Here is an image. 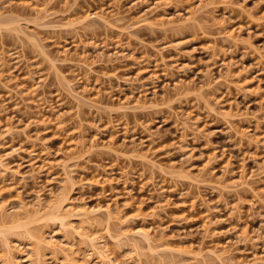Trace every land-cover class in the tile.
<instances>
[{
  "label": "rangeland",
  "instance_id": "374dc122",
  "mask_svg": "<svg viewBox=\"0 0 264 264\" xmlns=\"http://www.w3.org/2000/svg\"><path fill=\"white\" fill-rule=\"evenodd\" d=\"M47 1L0 0V17L10 19L6 24L0 23V56L5 57L4 67L0 65V80L10 87L0 81V158L3 161L0 164V205L7 207L6 213L25 218V212L34 213L40 208L46 212L66 190L73 202L68 208L100 209L98 223L84 225V229L79 224L80 217L74 216L72 210L69 218L78 230L99 237L98 242L108 248L114 264H250L254 258L263 259L264 173L255 177L251 190L241 187L237 191L240 186L236 182L241 179V169L244 168L245 172H242L249 177L264 167V0H223L224 4H218L219 7L209 5L194 15L189 11L196 10L201 2L205 5L214 0ZM41 4L50 10L45 13ZM38 7L44 9L40 13L47 16L51 12L50 15L43 16ZM94 12L102 18L90 17L79 25L85 15ZM223 33H234L235 37H241L242 43L228 46L230 43L226 42ZM27 36L32 37L30 41ZM76 36L86 42L96 40L99 47L85 53L74 45V41H80ZM35 39L40 44L32 42ZM39 45L53 53L58 66H62L70 78H75L76 71L68 61L71 56L82 60L86 54L88 61H98L94 64L95 72L89 76L90 81L81 80L86 76L84 71L80 72L81 78L75 88L91 99L88 101H101L96 105L102 107L101 111L91 110L85 104L77 107L78 102L67 94L64 82L56 74L57 69L51 68L50 62L39 55ZM66 48L68 55L63 52ZM103 50L106 56L100 58ZM12 51L23 53L28 59L12 60V56L9 57ZM65 57L69 59L66 61ZM99 59L105 60L100 62ZM35 61L37 66L33 64ZM168 65H174V68L170 69ZM31 69L37 70L36 75ZM228 71L232 82L229 89L226 86L229 82L223 78ZM29 74L33 79H26ZM136 76L140 79L135 82ZM211 76L221 81L214 84L216 79ZM208 80L215 81L213 88L217 91L200 90L201 85L210 82ZM33 84L39 86L36 96L37 90H34L38 87ZM214 91L213 97L209 94L211 105L219 100L217 102L222 104L214 105H218L217 110L242 114L239 115L242 119L233 114L238 119L233 117V121L232 118L228 121L227 118V122L221 114L210 111V105H206L200 94ZM99 95L102 96L100 101ZM139 95L140 101L144 99L146 108L150 109L142 107L141 110L118 113L116 107L118 109L125 99H133L130 105H135ZM42 99H45L43 104H48L43 105ZM153 102L158 106L155 107ZM148 103L154 108L147 107ZM50 104L53 111L48 108ZM182 104L185 105L182 118L190 111L191 121L199 118L198 128L202 131L199 134L182 133L179 122L174 121L172 111H180ZM109 108L116 112L112 113V109L107 112ZM58 115L63 116L64 121ZM62 124L66 125L64 129H61ZM96 128L100 131L97 140L93 139L98 135ZM240 133H246L248 140L250 137L258 139L259 144L255 140V144L246 138L241 140ZM184 134L187 136L183 137ZM77 140L83 141L84 146L77 143L80 146L77 147ZM91 143L96 144L93 150ZM110 143L114 145L112 148L119 149L118 152L121 150V154L153 153L152 159H157L155 162L159 167L155 169L148 162L144 165L142 160L129 158L130 154L127 159L120 153L115 154V150H112L115 153L109 152L106 146ZM133 148H137V152ZM65 156L76 159L68 157L71 158L68 160ZM65 160L71 163L68 170L72 169L70 175L74 184L72 188L66 187L70 191L65 188L69 184H64L67 181L61 167ZM5 164L8 166L6 171L2 169ZM161 166L164 172L158 169ZM256 193L258 196L253 195ZM22 208L27 211L23 212ZM108 211L113 217H119V220L114 217L109 221L111 233L105 219ZM117 220L130 225L131 237L126 238L128 242H137L138 248L133 250L126 238L114 242L124 229L120 225L122 222L118 224ZM34 222H26L9 233H0V250L4 242H9L11 246L15 245L13 249L20 247L27 253L26 231L36 234L35 231L41 229L44 237H53L78 261L88 260V242L76 232L64 233L65 229L56 220L47 221V224ZM206 224L214 228L211 227L212 233L204 229ZM139 229L147 231L154 241L168 242L180 252H151L141 237L135 235L134 231ZM210 248L218 257L206 255ZM201 251L207 257L195 258L194 255L200 256ZM49 253L45 251L47 264H55ZM19 259L22 264H27ZM56 260L65 264L62 253L57 254Z\"/></svg>",
  "mask_w": 264,
  "mask_h": 264
},
{
  "label": "bare ground",
  "instance_id": "6f19581e",
  "mask_svg": "<svg viewBox=\"0 0 264 264\" xmlns=\"http://www.w3.org/2000/svg\"><path fill=\"white\" fill-rule=\"evenodd\" d=\"M225 1V0H224ZM223 0L222 1H217V0H214V1H211V3L209 2V3H207L206 2V4L204 5V4H202V2L200 3V6H198V7H196V10L195 9H193V11H189V13L191 12V14L193 13V15H194V13L197 11H199V10H204V7H207V6H209V5H214V6H216V5H220V3H223L224 2ZM228 1V0H227ZM52 2V1H51ZM50 2V3H51ZM134 2V1H133ZM139 3H140V1H138ZM144 2V1H143ZM146 2H148V1H146ZM47 3H49V0L47 1ZM47 3H45V5L47 6V8H48V4ZM135 3H137L136 1H135ZM145 3V2H144ZM230 3V2H229ZM44 4V3H43ZM216 4V5H215ZM224 4V3H223ZM42 5V4H41ZM45 5H42V7H44L45 8V10L41 7V8H39L38 7V9H40V11L38 10V9H36V10H38L39 11V13L42 11L41 9H43L44 11H45V13H46V10L48 11V10H50V9H47L46 7H45ZM146 5H148V4H146ZM145 5V6H146ZM219 5L217 6V7H219ZM225 5H227V4H225ZM224 5V6H225ZM155 6V5H154ZM214 6H213V8H214ZM36 7V6H35ZM146 7H149V5L148 6H146ZM151 7V6H150ZM149 7V8H150ZM210 7V6H209ZM208 7V8H209ZM155 9H158V6H157V8L156 7H154ZM216 8V7H215ZM227 8V7H226ZM152 9V8H151ZM155 9H152V10H155ZM218 9V8H217ZM210 10V9H209ZM213 10H215V9H213ZM205 11H206V9H205ZM43 12V11H42ZM153 12V11H152ZM51 13V12H50ZM50 13H47V16L46 15H43L44 13H40V14H42L43 16H45V17H48L49 15H50ZM95 14H88V15H85V18H83V20H80V22H78L79 23V25L81 24V23H85V21H88L89 20V18L90 17H96V18H102V16L101 15H99V14H96V12H94ZM188 13V14H189ZM196 14V13H195ZM104 15V14H103ZM192 15V16H193ZM198 15V14H197ZM200 15V14H199ZM87 16V17H86ZM189 16V18L190 17H192V16H190V15H188ZM194 17V16H193ZM9 17H3V18H1L0 17V23H2V24H6L8 21H10V19H8ZM188 18V19H189ZM188 19H186V20H188ZM195 19V18H194ZM14 20V19H13ZM191 20H193V19H191ZM6 22V23H5ZM13 22H15V21H13ZM12 23V22H11ZM77 23V24H78ZM9 24V23H8ZM73 25H75V24H73ZM82 25H84V24H82ZM75 27H77V26H75ZM80 27V26H79ZM78 30V29H77ZM26 34V33H25ZM239 34V33H238ZM26 36V35H25ZM222 36V35H221ZM223 36H224V39L226 40V42H228V43H230L228 46H231V44H233L234 46L235 45H239L238 43H242V40L240 41V39L239 38H241V37H235L234 36V33H223ZM222 36V37H223ZM238 36V35H237ZM240 36V35H239ZM28 37V36H27ZM72 37H74V36H72ZM71 37V38H72ZM76 37H78V36H76ZM81 36H79L77 39H79ZM29 38H32V37H28L27 39L30 41V39ZM36 40V39H35ZM35 40H32V42H34V43H38V44H40V41H38V40H36V42H35ZM71 40V39H70ZM214 41V40H213ZM37 44V45H38ZM74 45L77 47V49H79V48H82L83 50H84V52L86 53V51L88 50V49H90V48H97V47H99V43H97V41L95 40V41H93V40H91V42H89V41H84V40H82L81 38H80V41H74ZM107 45V44H106ZM39 46H41V49H38L37 51L39 52V50H40V52L39 53H41V54H39V55H43L42 57H43V60H47V62L49 61L50 62V65L52 66L51 68H55V69H57L56 71H57V75L60 77V79L64 82V84H65V86H66V89L65 88H63V89H65L66 90V92H68L67 94H69V95H71L73 98V100H75V102H78V105H77V107L78 106H80V105H82V104H85V105H89L90 107H91V110H92V108H95L96 110L97 109H99V111H101L100 109H102V107L101 106H96V105H98V104H100V97H102V96H100L99 95V99H98V101H100L99 103H97V100H92V102L91 101H88V100H91V99H88V97L86 98L85 97V95H83V93H80L76 88H75V86L77 85V82H79V79L81 78V76L79 75V74H81L83 71L85 72V78H81V80L82 79H84V80H89L90 79V74L92 73V72H95V69H94V64L95 63H98V61H88V59H89V57H88V55H86V54H84L82 57V60H76V59H73V57L71 56V58L68 60L66 57H65V59H66V61L68 60L70 63H71V65L73 66V67H75L73 70L75 71L74 73V75H75V78H70V77H67L68 75H66L64 72H63V70H62V66H58V59H56L54 56H53V53H51L50 51H48L47 49H45L44 47H42V45H39ZM165 46V45H164ZM36 47V46H35ZM105 47V46H104ZM44 48V49H43ZM68 49H69V47H67ZM67 48L66 49H64L65 51H63L66 55H68L69 54V51L67 50ZM163 48H165V47H163ZM232 48V47H231ZM105 49H106V47H105ZM104 49V50H105ZM122 49H124V48H122ZM104 50L103 51H101V54H102V56H100V58L101 57H104L105 58V52H104ZM123 51H125V50H123ZM159 51H161V50H159ZM14 51H12V52H10V54H9V57H11L10 59H15V58H17L16 60H17V62L19 61V60H24L25 61V59H28L27 57H25L24 55H23V53H20V52H18V51H16V52H14ZM162 52V51H161ZM63 53V54H64ZM76 53V52H75ZM14 54H15V56H14ZM163 54V53H162ZM55 55V54H54ZM65 56V55H64ZM75 56V55H74ZM68 57H70V56H68ZM5 57L2 55V56H0V63H3V66H2V64H0L1 65V67L3 68L4 67V59ZM45 58V59H44ZM164 57H162V59H163ZM167 59V58H166ZM2 60H3V62H2ZM11 60V61H12ZM16 60H15V62H16ZM103 60H105V59H99V61L101 62H104ZM26 61H28V60H26ZM165 61V60H164ZM23 62V61H22ZM161 62L164 64V62L161 60ZM174 62V61H173ZM33 63V62H32ZM36 63V66H37V62L35 61L33 64H35ZM106 63V62H105ZM166 63V62H165ZM168 63V62H167ZM28 64H29V62H28ZM31 64V63H30ZM67 64V63H66ZM100 64V63H99ZM98 64V65H99ZM222 64H225L223 61H222ZM49 65V64H48ZM49 65V66H50ZM28 66H30V65H28ZM169 66V65H168ZM9 67V66H8ZM59 67V68H58ZM174 68V65L172 66H169V68L171 69V68ZM12 68V67H11ZM11 68L9 67L8 69L9 70H11ZM31 68V67H30ZM33 68V67H32ZM36 68V67H35ZM5 69V68H4ZM166 69H168V68H164V71H167ZM32 70V73H36L37 72V70L35 71V72H33V70L34 69H31ZM30 71V70H29ZM38 71H40V69L38 70ZM52 71H54V70H52ZM168 71H169V69H168ZM173 71V70H172ZM11 72V71H10ZM81 72V73H80ZM169 72H171V70L169 71ZM29 73H31V72H29ZM210 73V72H209ZM55 74V73H54ZM55 74V75H56ZM103 74H107V73H103ZM166 74H168V76L169 75H173V74H169V73H166ZM36 75V74H35ZM35 75H33V76H35ZM56 75V76H57ZM108 75V74H107ZM41 76V75H40ZM72 76V75H71ZM90 76V77H89ZM105 76V75H104ZM213 76V75H212ZM210 77V78H214V77ZM29 77H30V74H29ZM26 78V79H33L32 77H30V78ZM108 77V76H107ZM137 78H135L134 77V79H135V82L136 81H138L139 79H140V77L139 76H136ZM139 77V78H138ZM226 77V78H225ZM228 77H231V73L228 71L227 72V74H225V76L223 77V78H225V80L227 81V82H229V83H227V88L229 89L230 88V86L231 85H229L230 84V80H229V78ZM239 77V76H238ZM3 78V77H2ZM40 78H42L43 79V77L41 76ZM39 78V79H40ZM45 78H47L46 77V75H45ZM209 78V79H210ZM220 78V77H219ZM41 79V80H42ZM59 79V78H58ZM112 79V78H111ZM116 79V78H115ZM126 79V78H125ZM132 79V78H131ZM133 79V80H134ZM171 79V78H170ZM214 79H216V78H214ZM237 79H239V78H237ZM41 80L39 81V83H41ZM43 80H45V79H43ZM127 80L129 81V82H131L132 80H129V77L127 78ZM127 80H125V81H127ZM219 80L221 81V79H218V81H217V79H216V82L214 83V82H212L211 80H208V81H210V82H208V81H206V82H208L207 84H203V86L201 85V87H199L200 88V90L201 91H203L204 90V88L205 89H210V90H212V89H216V88H213V83L214 84H216L217 82H219ZM1 81V80H0ZM31 81V80H30ZM46 81V80H45ZM90 81V80H89ZM180 81H182V80H180ZM224 81V80H223ZM222 81V83H224ZM225 81V82H226ZM2 82V84H3V82L4 81H1ZM31 82H34V80H32ZM38 82V81H37ZM44 82V81H43ZM63 82H61V83H63ZM81 82V81H80ZM179 82V81H178ZM178 82H176V83H178ZM6 82H4V84H5ZM39 83H37V85L39 84ZM127 83V82H126ZM183 83V82H182ZM182 83H179V84H181L180 86H182ZM221 83V82H220ZM232 83V82H231ZM34 84H35V82H34ZM33 84V85H34ZM134 84V83H133ZM178 84V85H179ZM224 84H226V83H224ZM37 85H34L35 86V88H37V89H35L34 91H36L37 90V92H34V94H32L31 93V95H34V96H36V95H38V89H39V86H37ZM132 85V84H131ZM178 85H176V86H178ZM188 85H190V84H188ZM191 85H194V84H191ZM233 85V84H232ZM5 86H7V87H9V84L7 83V85L5 84ZM5 86H3V87H5ZM140 86H142V85H140ZM215 86V85H214ZM233 86H237L236 84L235 85H233ZM41 87V86H40ZM62 87H64V86H62ZM239 88H240V86H238ZM10 88V87H9ZM12 88V87H11ZM87 88V87H86ZM86 88H84V90L83 91H85V89ZM178 88V87H177ZM185 88H187V87H185ZM189 88V87H188ZM243 88V87H242ZM5 89V88H4ZM14 89H16V88H14ZM88 89V88H87ZM90 89V88H89ZM181 89H182V87H181ZM238 89V88H237ZM10 90V89H9ZM8 90V91H9ZM20 90V89H19ZM33 90V89H32ZM134 90V89H133ZM178 90V89H177ZM242 90V89H241ZM240 90V91H241ZM16 91H18L17 89H16ZM89 91V90H88ZM87 91V92H88ZM98 91H100V90H98ZM144 90H142V92H143ZM215 91H217V90H215ZM215 91H214V93H210V92H206V93H208V94H200V98H202V100L203 101H205L206 102V105H210L209 107H208V109L210 110V111H212L213 113L214 112H216L219 116H220V114L222 115L221 117H223V118H225V120L227 121V118H229L228 119V121L229 120H231V118H232V120L231 121H233V117L235 116V115H233V114H236V113H230V111H228L227 113H226V111L223 113L222 111H220L219 109V111L217 110V106H214V105H216L215 103H219L220 101L219 100H216V102L214 103V102H212V103H214V105L212 106L211 105V100H212V98L211 97H209V94L211 95H213V94H215ZM240 91H238V92H240ZM12 92H13V90H12ZM86 92V91H85ZM134 92V91H133ZM212 92V91H211ZM11 93V92H10ZM9 93V94H10ZM16 93V92H15ZM21 94H22V92H20ZM99 93V92H98ZM11 95V94H10ZM13 95H14V93H13ZM12 95V96H13ZM58 95H60V94H58ZM141 95H143V94H141ZM145 95V94H144ZM211 95V96H212ZM19 96V94L17 95V97ZM70 96V97H71ZM207 96V97H206ZM214 96V95H213ZM212 96V97H213ZM23 97V96H22ZM97 97H98V95H97ZM129 97H131V96H129ZM142 97V96H141ZM146 97V96H145ZM42 98H45V97H42ZM131 98H133V95H132V97ZM97 99V98H96ZM214 99H216V98H214ZM35 100H37V99H35ZM34 100V101H35ZM44 100L45 99H42V101L41 100H39V102L41 101V103L42 102H44ZM128 100V101H127ZM131 100L132 101H134L133 99H125L124 100V102H127L126 104H121L120 106H119V110L117 109V107H116V110L117 111H119L118 113H120V111H123V112H128L129 110H132V111H137V110H141V108L143 107V109L145 110V109H150V108H146V104H147V102H145V100L143 99L142 100V102L140 101L141 100V98H140V95H139V98H138V100L136 99V101H135V105L133 104V105H130V102H131ZM33 101V102H34ZM38 101V100H37ZM46 101H49L48 99L46 100ZM94 101H95V105L93 104L94 103ZM148 101V100H147ZM215 101V100H214ZM217 101H219V102H217ZM92 104H91V103ZM143 102H144V104H143ZM204 102V103H205ZM37 103V102H36ZM146 103V104H145ZM151 103V102H150ZM38 104V103H37ZM43 104V103H42ZM48 103H46V104H43V105H47ZM152 104H154V102L152 103ZM150 105L149 103H148V106L147 107H153V105ZM159 104V103H158ZM161 105H162V103H160ZM219 104H222V103H219ZM41 105V104H40ZM50 106V107H49ZM48 106V108H50L51 110H52V106H51V104ZM88 106V107H89ZM94 106H96V107H94ZM118 106V105H117ZM154 106L156 107V106H158V105H156V104H154ZM160 106V105H159ZM80 107H82V106H80ZM79 107V108H80ZM90 107H89V109H90ZM101 107V108H100ZM151 107V108H152ZM170 107V106H169ZM78 108V109H79ZM154 108V107H153ZM170 108H172V107H170ZM180 111H177V110H175V111H172V114L174 115V117H175V122H179V124L178 125H180V127H178V128H181L183 131H181L182 133H187V135H189V133H191L192 135L193 134H199L198 132H202L201 130H200V128H198V122H199V118H197V120H195V121H191V111L190 112H188V114L186 115V116H184L183 118H182V114H181V112H183V110L185 109V105H181L180 106ZM220 108V107H219ZM110 109H114V108H109V110ZM168 109V108H167ZM112 110H110V111H107V112H112ZM174 110V109H173ZM222 110V109H221ZM53 111V110H52ZM55 111V110H54ZM98 111V110H97ZM98 111V112H99ZM114 112H112V113H115L116 111L115 110H113ZM169 111V110H168ZM209 111V112H210ZM211 112V113H212ZM232 112V111H231ZM111 114V113H110ZM109 113H108V115H110ZM215 114V113H214ZM216 114V115H217ZM60 115H62V114H60ZM240 114H236V116L237 117H239V119H242V118H240V116L242 115H240ZM59 116V115H58ZM61 117H63V116H59L58 118L59 119H61V121L64 119V117H63V119L61 118ZM108 117V116H107ZM110 117V116H109ZM173 117V116H172ZM237 117H234V118H237ZM111 118V117H110ZM58 119V120H59ZM238 119V118H237ZM109 120H111V119H109ZM60 121V120H59ZM64 121V120H63ZM99 121V120H98ZM227 121V122H228ZM59 122H57V124H58ZM61 123H63L64 124V122H61ZM61 123H59V124H61ZM229 123H232V122H229ZM62 124V126H61V129H64L63 128V125ZM177 125V126H178ZM66 126V125H65ZM64 126V127H65ZM98 125H96V127H97ZM127 126V125H126ZM60 127V126H59ZM101 127V126H100ZM100 127L98 128V129H100ZM97 129V128H96ZM95 129V130H96ZM98 129L96 130L97 132H96V134H98L97 136H95L93 139H96L97 140V137H99V132H98ZM108 129V128H107ZM144 129V128H143ZM9 130H10V128H9ZM11 131H12V129H11ZM11 131H8L10 134H12L11 133ZM144 131V130H143ZM237 132V131H236ZM201 134V133H200ZM185 135V134H184ZM187 135H185V136H183V137H186ZM86 136V135H85ZM194 136V135H193ZM240 137L239 138H241V140H243V139H247V135H246V133H240V135H239ZM81 139V138H80ZM185 139V138H184ZM257 139V138H256ZM84 141H85V139H83ZM110 140V139H109ZM186 140V139H185ZM248 140V139H247ZM255 140V139H254ZM254 140H252V138L250 137L249 138V140L248 141H250L249 143H251V141H252V143H254L253 141ZM77 141H79V140H77ZM93 141V140H92ZM93 142H95V140L93 141ZM113 142V141H112ZM259 141H258V139L257 140H255V143H258ZM79 144V143H82V146H84V144H83V141L82 142H76V144ZM86 143V142H85ZM98 143V142H97ZM114 143V142H113ZM251 143V144H252ZM254 143V144H255ZM78 144H77V147H80V146H78ZM112 143H110V145H111ZM141 144H143V143H141ZM259 144V143H258ZM80 145V144H79ZM86 145V144H85ZM108 145V146H106V147H109V148H107V151H109V152H114V151H112V150H115L114 148H116V147H113L112 148V146H114V145ZM14 146V145H13ZM82 146H81V148H82ZM91 146H92V148H91ZM91 146L89 147V148H91V150H93V148L94 147H96V144H93L92 145V143H91ZM123 147V146H122ZM137 147V146H136ZM13 148V147H12ZM16 148V147H15ZM81 148H79V149H81ZM17 149V148H16ZM16 149H13V150H15L16 151ZM45 149V148H44ZM83 149V148H82ZM87 149H88V147H87ZM87 149H85L84 151L87 153V154H89V152H87ZM121 149V148H120ZM12 150V151H13ZM18 150V149H17ZM32 150H34V149H32ZM31 150V151H32ZM91 150H89L90 152H92ZM95 150V149H94ZM111 150V151H110ZM117 150H119V149H117ZM117 150H115V151H117ZM123 150V149H122ZM133 150H135V152H137L136 150H138L137 148H133ZM15 151H13V152H15ZM19 151V150H18ZM45 151H46V149H45ZM71 151V150H70ZM79 151V150H78ZM121 151V150H120ZM120 151L118 152L117 151V153H115V154H117V155H119V153H120ZM132 151V150H131ZM49 151H47L46 153H48ZM77 152V151H76ZM81 152H82V150H81ZM85 152H82V154L83 153H85ZM94 152V151H93ZM124 152V151H123ZM126 152V151H125ZM149 152V151H148ZM17 153V152H16ZM45 153V154H46ZM68 153H69V151H68ZM127 153V152H126ZM134 153V152H133ZM132 153V154H133ZM67 154V153H66ZM130 153L128 152V155H129ZM132 154H130L129 156L128 155H126L125 153H120V155L121 156H123V157H125V158H127V156L129 157V158H133V159H139L140 161L142 160V162L141 163H144V162H148V163H150L154 168L156 167L157 168V164H156V162H155V160H157V159H152L153 158V153H140V152H137V154L136 153H134V155H132ZM150 154H151V156H150ZM153 154V155H152ZM48 155H50V154H48ZM67 155H69V154H67ZM72 155V154H71ZM86 155V154H85ZM77 156V155H76ZM79 156H80V154H79ZM82 156V155H81ZM84 156V155H83ZM68 160L69 159H71V158H68V157H72V158H74V159H76L75 158V156H65ZM118 157H120V156H118ZM154 157H157V156H154ZM77 158H79V157H77ZM128 159V158H127ZM136 159V160H137ZM130 160H132V159H130ZM2 161V159L0 158V164L2 165L3 163V161ZM70 162V161H69ZM69 162H67V160H65V161H62V163H61V167H63L62 169H64V173H65V181H67V183H64V184H69V186H66L65 185V188L66 187H73L72 186V184H74L72 181V178H71V173H72V169H70V171L68 170V167L70 166V164H69ZM158 162V161H157ZM4 163H6V162H4ZM160 163V162H159ZM144 165H146V163H144ZM149 165V164H148ZM7 165L5 164V165H3V168L2 169H4V171H6V169H7V167H6ZM150 166V165H149ZM151 166V167H152ZM159 167V166H158ZM155 168V169H156ZM264 168V167H263ZM263 168H260V169H262L260 172H255L254 174H250V175H248L249 177H247L246 175V173H243V172H245L244 171V168L243 169H241L242 171H241V179L238 181V182H236V183H238L237 184V186H240V187H237V188H240V189H237L236 187H234V186H236V185H233V184H231V186H233L234 188H236V190L238 191V190H241L242 188H246L247 190H251V189H253L254 188V184H255V177L256 176H259L260 174H263L264 173V169ZM9 169V168H8ZM155 169H154V171H155ZM158 169H160V172H164V168L161 166V168H158ZM157 169V170H158ZM161 169H162V171H161ZM152 170H153V168H152ZM259 171V170H258ZM156 172V171H155ZM168 172V171H167ZM166 173V172H165ZM172 173V172H171ZM153 174V173H152ZM151 174V176H153ZM167 174V173H166ZM168 174H170V173H168ZM229 186V185H228ZM242 187V188H241ZM62 188H64L63 186H62ZM232 188V187H231ZM67 189V188H66ZM68 190V189H67ZM63 191H65V192H63ZM62 192V194H60V197L56 200V202L53 204V206L48 210V211H44V212H42L43 210H42V208H40V209H36L35 210V212L34 213H28V212H25L26 214H24V215H26V217L25 218H19V217H15L16 215L13 213L12 215H15V216H10L8 213H6L7 212V207L5 206H3V205H0V233L1 234H4V233H6V231H8L7 233H9L10 231L9 230H13V229H16V228H19V227H21L23 224H25L26 222L28 223V222H30V221H35L37 224H39V223H42V221H44L45 223H43V224H47V221H51V220H56V221H58L59 222V224H60V226L62 227V228H64L65 229V231H64V233H67V234H72V233H77L78 235H80V237H82L83 238V240L84 241H87L88 243V246H87V248H89L88 249V251H89V256H88V260L87 261H85V262H80V261H78L77 260V258L74 256V255H72L71 254V252L69 253V252H67L64 248H62V246H59V242H56V240L54 241L52 238L51 239H47L46 237H44V235H43V232H41L40 230H38V232L37 231H35L36 232V234L34 233V232H29V230H27L26 231V236H27V238H28V240H29V247H26L28 250H27V253H25V249H22V248H20L19 247V249H17V247H15L14 249H13V247L12 246H15V245H10V243L9 242H4L5 244L4 245H2V249L1 250H3V251H1L0 250V264H22L21 263V261H19L20 259H19V257L22 259V261L23 262H26L27 264H47V257L45 256L46 254H45V251L47 250V251H50V253L49 254H51V256L54 258V263L55 264H63V262H62V260H61V262L62 263H60V262H58V261H60V260H56L57 259V254H59V253H62L63 254V256H64V259H65V264H114L115 263V261L113 262V260H112V257L110 256V252H109V250H108V248H103L104 247V245H103V247H102V245H100L101 243V241L100 242H98V238L97 237H95V235L94 236H92V235H90V234H88L86 231H83V230H81V229H77L75 226H74V224H72L73 222H71L70 221V215L72 214L71 213V210L72 209H70V208H68L67 206H69L70 205V203H72L73 204V202H71V200H70V198H69V196H68V193L66 192V190H63ZM68 191H70V190H68ZM252 192H253V190H252ZM254 196L256 195V196H258V194L256 193V194H253ZM59 196V195H58ZM68 200H70L69 202H68ZM39 204H41V203H39ZM38 206V205H37ZM72 207L71 208H73V205H71ZM24 207V206H23ZM39 207V206H38ZM70 207V206H69ZM26 208H28V207H26ZM76 208V207H75ZM23 209V208H22ZM99 209V208H98ZM46 210V209H45ZM109 210V209H108ZM23 212L24 211H27V210H25V209H23L22 210ZM100 211V209L99 210H97V209H88V208H85V207H82V208H80V209H74V210H72V212H73V215L74 216H79L78 218H79V220H80V222H79V224L81 225V227L84 229L85 227H84V225L86 226H92V225H94V224H97L98 223V221H99V219H98V217H99V215L101 214V211H100V213H98ZM17 213V212H16ZM19 213V212H18ZM17 213V214H18ZM21 214H23V213H21ZM108 214V215H107ZM105 213L104 215H107L108 216V218H106L105 217V219H107L108 220V223H106L107 224V230L109 231V233H111L110 231H112L111 229V225H110V223H109V221L111 222V220H114V219H112V218H114V217H116V216H114L113 217V215H111V212H109L108 211V213ZM22 216V215H21ZM72 216V215H71ZM118 217V216H117ZM116 217V218H117ZM27 218V219H26ZM31 218H33V219H31ZM75 218H77V217H75ZM24 219H26V220H24ZM29 219V220H28ZM120 219H122V218H120ZM118 220H119V217H118ZM117 220V221H118ZM26 221V222H25ZM34 222V223H35ZM107 222V221H106ZM119 223L118 224H120V222H122L120 225H122L123 227H124V229H122L121 231H120V233H118V238L117 239H114V240H116V241H114L115 243L116 242H118V241H121L122 239H124V238H126V237H128V238H130L131 236L129 235V232H130V230H129V228H130V225L126 222V221H122V220H120V221H118ZM124 223H126L125 225H124ZM110 225V226H109ZM207 225V224H206ZM41 226V225H40ZM43 226H46V225H43ZM205 226V225H204ZM211 225H210V227H209V225H207L206 227H204V229H206V231H210L211 230ZM86 228H88V227H86ZM122 228V227H121ZM213 228V227H212ZM43 229H44V227H43ZM214 229V228H213ZM212 229V230H213ZM63 230V229H62ZM106 230V231H107ZM212 230H211V233H212ZM17 231V230H16ZM108 231H107V233H108ZM215 232H216V229L214 230ZM23 232H25V230H23ZM133 231H131V233H132ZM214 232V233H215ZM108 233V234H109ZM130 233V234H131ZM134 233H135V235L136 236H140L141 238H140V240L148 247V249L151 251V252H155V251H169L170 253H172V252H174V251H176V250H178L179 252H180V249H175L174 247H172V246H170L169 244H168V242H165V241H160V242H156V240L154 241L153 240V237H151L150 236V234L147 232V231H145V230H136V231H134ZM207 233V232H206ZM0 234V235H1ZM107 234V235H108ZM208 234L209 235H211L210 234V232H208ZM135 235H133V236H135ZM5 236V235H4ZM124 236V237H123ZM3 237V236H2ZM110 237V236H109ZM116 237V236H115ZM120 237H123V238H120ZM113 238V237H112ZM111 237H110V239H112ZM134 238V237H133ZM135 239V238H134ZM27 240V241H28ZM244 240H247V239H245L244 238ZM70 241V240H69ZM129 240H127V238H126V242H128ZM27 243V242H26ZM25 243V244H26ZM103 243H104V241H103ZM119 243V242H118ZM132 244L133 245V250L135 249V248H138V243L137 242H135V241H132V243L131 242H128L127 244ZM129 244V245H130ZM61 245V244H60ZM67 248V247H66ZM70 248V247H69ZM72 246H71V250H72ZM202 249V248H201ZM205 249V248H204ZM68 250V249H67ZM207 251V250H206ZM74 252V251H73ZM72 252V253H73ZM203 253V254H202ZM215 255V256H217L218 257V254H217V252L215 251V250H211V248L210 249H208V251L206 252V255ZM198 255V254H197ZM195 256L194 255V257L195 258H200L201 259V257H207V256H205V253L203 252V251H201V255L199 256ZM51 257V258H52ZM50 258V257H49ZM52 258V259H53ZM203 259V258H202ZM84 261V260H83ZM249 264V263H248ZM250 264H264V258L262 259V258H260V257H258V258H254V261L252 262V263H250Z\"/></svg>",
  "mask_w": 264,
  "mask_h": 264
}]
</instances>
